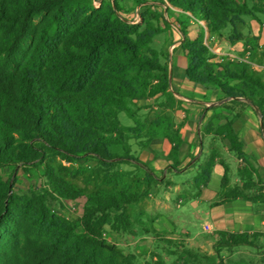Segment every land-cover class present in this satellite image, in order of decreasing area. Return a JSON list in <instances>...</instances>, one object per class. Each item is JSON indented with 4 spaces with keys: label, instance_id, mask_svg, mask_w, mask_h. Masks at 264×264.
<instances>
[{
    "label": "trees",
    "instance_id": "obj_1",
    "mask_svg": "<svg viewBox=\"0 0 264 264\" xmlns=\"http://www.w3.org/2000/svg\"><path fill=\"white\" fill-rule=\"evenodd\" d=\"M157 1L147 5L161 6L181 34L185 78L219 90L229 103L255 106L264 128V74L244 61L216 60L207 41L225 37V29L230 43L242 40L237 24L246 16L264 26V0ZM122 11L117 0H0V264H137L135 253L105 238L106 224L131 234L139 228L158 242L173 244L168 252L186 263L215 262L213 254L202 258L177 245L144 216L140 202L157 176L132 154V143L149 147L154 139L166 138L170 167L177 169L182 140L173 110L181 102L169 88L167 52L152 46L153 37L165 29L139 13L142 29ZM143 98L155 100L159 111L153 118L140 112L144 106L137 100ZM120 112L133 125L122 124ZM210 129L243 159L244 145L230 117ZM218 158L211 151L200 165L197 190L208 183ZM126 161L143 166V175L121 169ZM223 166L219 198L252 199L228 185ZM5 167L11 169L7 177ZM18 168L41 169L45 186L12 190L9 180ZM240 174L247 178L242 187H250L248 168ZM80 198L82 212L73 220L51 209L54 201ZM261 236L219 230L212 245L218 264H223L221 247L253 245Z\"/></svg>",
    "mask_w": 264,
    "mask_h": 264
},
{
    "label": "rangeland",
    "instance_id": "obj_2",
    "mask_svg": "<svg viewBox=\"0 0 264 264\" xmlns=\"http://www.w3.org/2000/svg\"><path fill=\"white\" fill-rule=\"evenodd\" d=\"M95 5L98 1H94ZM117 3L122 7V16L127 18L130 22H135L136 24H140V27L143 29L145 23H141L139 18V13L145 14L146 21H149L153 25L163 26L164 33L156 34L152 39V46L165 50H170L172 48V43L177 42L181 34L177 30L176 27L170 24V18H167V14L162 12L161 6L153 7L147 4H160L157 0L156 2H152L151 0H147L145 2H137V0H117ZM137 10V11H136ZM136 12H138V16H136ZM161 12L162 16L157 17L155 14H159ZM156 16V17H154ZM169 17V16H168ZM243 21L237 24V29L242 31L244 37L240 42L238 48L233 49V52L238 54L239 56H245L247 49L251 51L250 56H253L255 62L261 63L264 60V26L259 24V22L251 17L246 16L243 17ZM165 19L169 22L167 25ZM172 19V18H171ZM201 24V23H200ZM229 29L224 30L223 36H227ZM196 34L195 30L191 29L189 32V36L194 37ZM263 36V37H262ZM225 37H217L208 38L207 41L210 46V51L217 57L216 60H221L217 56L216 52L213 50H218L219 52H231L232 49L228 48L229 41L226 40ZM225 60V59H223ZM168 61V60H167ZM260 72V71H258ZM264 74V72H260ZM151 103H138L139 106H144L140 112H153L155 111V100L151 98ZM147 100V99H146ZM243 101L242 99H239ZM243 103H229L230 107V118L232 119V126L235 131L242 132L245 134L248 130H253L256 137L260 140L261 146L264 148V128L263 125L260 124V113L254 106L250 105L246 101ZM119 120L124 125H133V120L130 119L124 112H120ZM223 138V136H222ZM241 139V138H240ZM224 143L226 144L227 150L229 152L224 151L222 156L224 159L228 160L227 166V175H228V185L229 186H238L240 190L243 191L245 195L252 199H262L264 198V161L256 159L252 153L249 145L242 141L244 147L245 156L243 159L239 158L233 151L229 150V145L226 139L223 138ZM152 147L157 152H160L159 145L156 141L152 144ZM137 145H134V148ZM138 150L136 147L132 150V154H136ZM194 155V154H193ZM221 157V154L219 153ZM207 159V152L204 151L202 157L200 158V163H203ZM223 162V159L218 158L216 161ZM222 164H225L223 162ZM119 167L124 170L131 171L134 175H143V166L135 163L134 161H126L119 164ZM198 165L195 167L197 168ZM149 168V167H148ZM191 169L186 172H176L172 173V179L178 183L184 182L183 187L192 188V192L195 191L194 187V178L198 173L199 168ZM243 168H248L249 171V180L251 181V185L248 188H243L242 183L246 180V176L241 175L240 172ZM151 170V169H150ZM222 166L218 165L214 168L213 174L210 178V181L205 189L196 193V196L185 195L184 192L180 190H171L170 200L168 202V206L166 208H159L156 210V203L154 202V198L158 193H152L151 195H147L140 202L141 207L145 210L150 211V213H159L162 216V222H168L165 225L169 228L171 226V234L176 238L188 237L190 243L198 242V241H207L208 244L211 240H214L215 237H211L210 234L204 230L203 223L205 221H210V216L207 215L209 212V199L212 201L214 196L219 195L220 184H221V176H222ZM2 172L5 177L9 176L11 172L10 168H3ZM162 172H159L161 174ZM12 190L17 192L22 191H31L35 189H40L45 186L46 179L43 176V172L41 169H33L32 171H25L22 168H18L15 170L13 177L9 180ZM161 187V186H160ZM190 189V188H189ZM163 193V192H162ZM164 194V193H163ZM185 196L184 201L177 205V197ZM219 199V197H218ZM199 201V202H198ZM82 203L83 200H67L61 199V201H54L51 205V209L57 214L63 215L66 218L73 220L79 216L82 212ZM164 204V203H163ZM141 208V209H142ZM156 210V212H155ZM140 209L137 211V213ZM149 213V214H150ZM151 215V214H150ZM80 230V227L77 228ZM104 236L108 240L115 242L124 252H133L137 256V264H146L147 261H152L153 257L151 254H155V252H159L164 254L166 248H173V244H168L166 242H158L156 247L148 244V241L139 239L140 237L133 236L131 233L114 231L111 229L109 224L104 225ZM136 231V230H135ZM205 239V240H204ZM179 241V240H177ZM186 240L177 242V245L186 244ZM253 245H239L234 247L224 248L221 247L219 249V254L221 255L220 259L223 264H263L264 263V236L257 237L253 241ZM205 243V244H206ZM175 245V244H174ZM207 246V249L200 248L198 245L197 248L193 244L183 245L192 250H196L199 256L203 255H212L215 259L214 264H218V256L217 249H211V246ZM192 247V248H191ZM211 252V253H208ZM149 255V256H148ZM157 254H155L156 256ZM174 256L171 255L170 259L172 260ZM149 259V260H148ZM203 263H208L206 259H202ZM205 260V262H204ZM192 262V261H191ZM190 262V264H192ZM186 263V262H185Z\"/></svg>",
    "mask_w": 264,
    "mask_h": 264
},
{
    "label": "crops",
    "instance_id": "obj_3",
    "mask_svg": "<svg viewBox=\"0 0 264 264\" xmlns=\"http://www.w3.org/2000/svg\"><path fill=\"white\" fill-rule=\"evenodd\" d=\"M205 36L207 39V34ZM189 37L193 38L192 36ZM208 38L212 39L215 38V36H210ZM240 41L241 40L235 43L229 42L228 48H231L233 52V49L239 47L241 43ZM180 42L181 37L177 42L170 44L172 45L170 50L168 49L167 51V49L165 50L162 48L168 54V67L170 74L169 88L175 98L181 102L180 106L173 110V122L175 126H178V134L182 140L178 151L177 159L179 163L177 169L170 167V161L167 158V155L171 149V144L166 138H156L153 140V142L156 141L159 145V150H161L160 152H157L154 147H152L151 144L153 142L149 145V147L139 146L135 142L132 143V150L136 147L138 148V150H135L137 152L135 156L141 162L147 163V166L157 176V183L151 189V191H153L152 193H158L154 198V202L158 205L156 206V210L159 208H166L168 206V202L171 198L170 193L173 189L180 190L184 192L185 195L190 196L191 194L192 196H196L197 192H200L207 187L210 179L205 186L200 188V190L194 188L196 192H192V188L190 186V189L184 188V182L178 183L174 181L171 176L172 173L190 171L197 165V168H199L200 165L204 163H200V158L202 157L204 151L207 152V157L211 151H216L218 154L220 153L221 157L219 156V158L223 159V162H225L226 165L228 164V160L224 159L222 156L224 151L229 152L223 141L222 135H214L210 128L223 124L226 119L230 117V107L228 106L230 99L223 97L221 92L217 89H206L203 86L194 84L185 78L184 69L186 66V58L179 47ZM215 51L218 50L214 49L213 52ZM148 99L152 101L151 98H143L137 100V102L151 103ZM154 109L155 111L149 113L150 118H153L159 111L157 106H154ZM206 125H210L208 130H206ZM238 135L242 141L249 145L252 155L256 159H262L264 161V148L261 146L260 140L256 137L253 130H248L245 134L238 132ZM134 145L137 146L134 148ZM218 165L222 166L223 176L224 166L219 160L215 162L212 172ZM159 172L162 173L159 174ZM212 172L211 176L213 174ZM151 191L148 195L152 194ZM184 197L185 196L177 197V205L184 201ZM218 197L219 195L214 196L212 201L209 199L210 208L207 215L210 216V221H205L203 223L204 230L207 231L211 237L214 236L216 239L217 232L219 230H226L230 232L264 233V200L257 198L246 199L241 197L222 200L220 198L218 199ZM144 211V216L151 220L152 225L156 229L168 232V238L182 242L183 240H186V244H193L196 248L198 245L200 248L206 246L203 249H207V246H210V244H213L215 241V239L211 240L208 244L206 243L207 241L203 242V240L190 243L188 237L176 238L170 235L172 232L170 230L171 226H169V228L167 227L168 225L165 227L168 222L163 223L161 221L162 216L158 212L150 213L147 208ZM132 235L140 237L139 239H143L145 241L147 240L148 244L151 246L153 245V247L158 245V241L153 235L144 233L139 228H136L135 233H132ZM186 244L183 245L186 246ZM168 248H166L164 254H161L158 251L155 252V254H157L156 256L155 254H151L153 260L149 262L151 264H190L188 262L185 263L183 260L178 259L175 255L170 254L168 252ZM208 253L211 252L208 251ZM171 255L174 256L172 260L170 259Z\"/></svg>",
    "mask_w": 264,
    "mask_h": 264
},
{
    "label": "built area",
    "instance_id": "obj_4",
    "mask_svg": "<svg viewBox=\"0 0 264 264\" xmlns=\"http://www.w3.org/2000/svg\"><path fill=\"white\" fill-rule=\"evenodd\" d=\"M137 11V10H136ZM136 16H138V13L136 12ZM219 57V59L223 60V59H229V60H240V61H244L246 63H248L253 69L260 71V72H264V60L261 63L255 62L254 60L250 59V54L251 51L249 49H247L245 56H239L238 54L234 53V52H219V51H215Z\"/></svg>",
    "mask_w": 264,
    "mask_h": 264
},
{
    "label": "water",
    "instance_id": "obj_5",
    "mask_svg": "<svg viewBox=\"0 0 264 264\" xmlns=\"http://www.w3.org/2000/svg\"><path fill=\"white\" fill-rule=\"evenodd\" d=\"M169 81H170V74H169ZM254 108H256V107L254 106ZM256 110H258V109L256 108ZM258 112H259V110H258ZM260 124H261V126L263 125V122H262V119H261V114H260Z\"/></svg>",
    "mask_w": 264,
    "mask_h": 264
}]
</instances>
